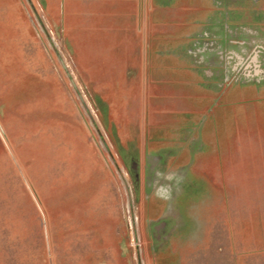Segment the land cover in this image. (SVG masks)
I'll return each instance as SVG.
<instances>
[{"label": "rangeland", "instance_id": "obj_1", "mask_svg": "<svg viewBox=\"0 0 264 264\" xmlns=\"http://www.w3.org/2000/svg\"><path fill=\"white\" fill-rule=\"evenodd\" d=\"M0 264H264V0H0Z\"/></svg>", "mask_w": 264, "mask_h": 264}]
</instances>
